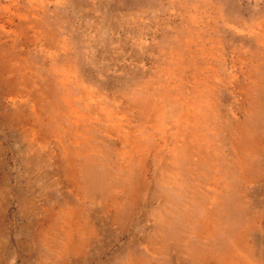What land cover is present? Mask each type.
<instances>
[{
    "label": "rangeland",
    "instance_id": "374dc122",
    "mask_svg": "<svg viewBox=\"0 0 264 264\" xmlns=\"http://www.w3.org/2000/svg\"><path fill=\"white\" fill-rule=\"evenodd\" d=\"M0 264H264V0H0Z\"/></svg>",
    "mask_w": 264,
    "mask_h": 264
},
{
    "label": "bare ground",
    "instance_id": "6f19581e",
    "mask_svg": "<svg viewBox=\"0 0 264 264\" xmlns=\"http://www.w3.org/2000/svg\"><path fill=\"white\" fill-rule=\"evenodd\" d=\"M169 104V103H168ZM181 104V103H180ZM172 106V105H171ZM175 111V110H174ZM168 112V111H167ZM170 112V111H169ZM176 113H178V111L176 112ZM176 113H175V115H176ZM174 114V113H173ZM172 115V114H171Z\"/></svg>",
    "mask_w": 264,
    "mask_h": 264
}]
</instances>
